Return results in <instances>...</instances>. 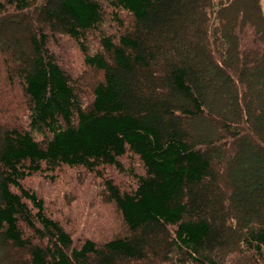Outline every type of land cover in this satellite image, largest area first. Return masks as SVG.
I'll use <instances>...</instances> for the list:
<instances>
[{
    "label": "trees",
    "instance_id": "16d2710c",
    "mask_svg": "<svg viewBox=\"0 0 264 264\" xmlns=\"http://www.w3.org/2000/svg\"><path fill=\"white\" fill-rule=\"evenodd\" d=\"M0 49L22 102L0 128L14 264H264V0H0ZM62 166L120 230L76 236L26 183Z\"/></svg>",
    "mask_w": 264,
    "mask_h": 264
},
{
    "label": "rangeland",
    "instance_id": "374dc122",
    "mask_svg": "<svg viewBox=\"0 0 264 264\" xmlns=\"http://www.w3.org/2000/svg\"><path fill=\"white\" fill-rule=\"evenodd\" d=\"M13 36L28 46L30 29L24 23L14 24L11 28ZM8 30V29H7ZM9 34L11 30H8ZM185 34V30H181ZM75 54V61L79 66L74 65L76 74H81L85 66L78 52L75 49L69 50ZM9 56L0 49V107L2 108V119L0 128L10 121L19 120L22 116L21 97L18 89L12 90L11 84L7 83L4 59ZM195 131L201 136L206 132H213L212 123L208 120L194 126ZM83 172L67 166L55 169L51 174L43 175L35 173L26 179V183L35 187L48 201L53 209L63 208L67 217L61 215L64 223L72 221L74 234H86L96 239H106L120 230L121 224L115 207L106 202L99 195V187L92 177L83 175ZM55 201V202H54ZM74 208V210H73ZM0 264H14V258L6 247L0 244Z\"/></svg>",
    "mask_w": 264,
    "mask_h": 264
}]
</instances>
